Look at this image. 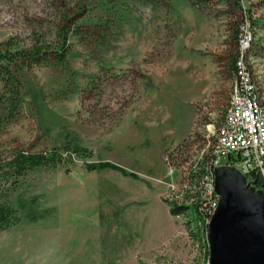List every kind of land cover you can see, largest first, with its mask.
<instances>
[{
	"label": "rangeland",
	"instance_id": "obj_1",
	"mask_svg": "<svg viewBox=\"0 0 264 264\" xmlns=\"http://www.w3.org/2000/svg\"><path fill=\"white\" fill-rule=\"evenodd\" d=\"M101 3L0 0V42L54 41L65 13L86 5L88 16L97 19ZM119 4L135 14L123 8L129 19L113 24L107 43L90 47L72 36L67 64L23 72L29 110L0 129V155L16 148L73 154L68 166L37 168L15 186H0V200H8L21 217L0 231V264L210 261L202 241L189 235L188 218L171 216L164 199L175 203L188 182L185 171L216 141L212 131L224 122L235 80L233 33L245 17L256 35L250 54L264 80V0ZM69 145L86 147L91 156L66 151ZM221 157L213 169L216 192L220 185L249 186L238 163ZM166 158L178 164L173 176ZM98 161L114 162L136 176L85 168ZM258 181L250 190L264 206V176ZM177 232L172 250L154 259Z\"/></svg>",
	"mask_w": 264,
	"mask_h": 264
},
{
	"label": "trees",
	"instance_id": "obj_2",
	"mask_svg": "<svg viewBox=\"0 0 264 264\" xmlns=\"http://www.w3.org/2000/svg\"><path fill=\"white\" fill-rule=\"evenodd\" d=\"M125 0H102V11L97 19L88 16L86 5H80L73 15L65 13L63 21L58 28L56 39L47 40L43 37H34L29 44L22 45L17 38H9L0 42V129L22 118L29 110L26 91L23 81V72L35 66H49L58 68L65 64L71 52L72 36L90 47H99L109 41L111 28L118 20L129 19L123 15V8L135 14L134 8L121 7ZM240 3L239 1L237 4ZM241 6V5H240ZM241 23L237 24L233 33L234 42L239 41ZM236 53L232 58V68L236 70ZM79 145H69L66 151L72 150L83 157L91 156V151ZM59 148L51 150H36L16 148L8 152L6 156L0 155V186L10 183L16 185L23 176L30 171L41 167L68 166L70 155L59 151ZM210 159V158H209ZM205 158L197 166L192 165L189 171L188 188L185 189L184 199L196 196L193 186L199 183L210 168V160ZM85 168L89 171L97 169H112L122 172L126 176L135 177L131 171L110 161H98L87 163ZM69 170V169H68ZM259 184V181H257ZM191 187V188H189ZM173 215L185 214L188 218L185 222L186 229L195 242L202 241L207 255L210 257L209 240L207 230V212L195 206L177 205L170 203ZM18 210L8 200H0V231L20 222Z\"/></svg>",
	"mask_w": 264,
	"mask_h": 264
},
{
	"label": "built area",
	"instance_id": "obj_3",
	"mask_svg": "<svg viewBox=\"0 0 264 264\" xmlns=\"http://www.w3.org/2000/svg\"><path fill=\"white\" fill-rule=\"evenodd\" d=\"M248 17L242 21L237 45V59L235 80L224 122L216 131V141L211 150L200 157L197 165L205 158H210V168L199 183L193 186L196 196L191 199L180 197L188 188L184 183L181 195H175V204L195 206L207 212V235L212 217L217 210L220 196L215 190L214 168L221 162V156H229V162H237L238 169L248 176L249 187L257 184L259 177L264 176V93L256 81V63L252 57L251 49L255 40V31ZM168 174H174L178 164L166 158ZM196 165V166H197ZM182 167V166H179ZM187 172V179L189 171ZM191 188V187H189ZM184 216L185 214L178 215ZM210 264V261L209 263Z\"/></svg>",
	"mask_w": 264,
	"mask_h": 264
},
{
	"label": "water",
	"instance_id": "obj_4",
	"mask_svg": "<svg viewBox=\"0 0 264 264\" xmlns=\"http://www.w3.org/2000/svg\"><path fill=\"white\" fill-rule=\"evenodd\" d=\"M247 196L240 200L242 189ZM220 205L209 226L210 264H264V206L246 182L218 187Z\"/></svg>",
	"mask_w": 264,
	"mask_h": 264
},
{
	"label": "crops",
	"instance_id": "obj_5",
	"mask_svg": "<svg viewBox=\"0 0 264 264\" xmlns=\"http://www.w3.org/2000/svg\"><path fill=\"white\" fill-rule=\"evenodd\" d=\"M254 79H256V81H257V83H258V85H259V87H260V92H262V93H264V80L262 79V77H261V75H260V71L259 70H257V68H256V74H255V78ZM169 209L168 210H170V205H169V207H168ZM170 213H171V210H170ZM171 216H175V215H173L172 213H171ZM124 220H125V223H126V225L128 226V227H130V226H132L131 224H132V222L130 223L129 222V218L127 219H125L124 218ZM179 232V231H178ZM178 232L177 233H173V235H171L169 238H168V240L167 241H165V245L164 246H162V247H160V248H158V251H157V253L154 255V259H156V258H158V256L159 255H161V254H163V256L164 255H167L168 253L167 252H170L172 249H171V245H172V243H173V241H174V237H176L175 235L176 234H178ZM49 264V263H48ZM53 264H55V263H53Z\"/></svg>",
	"mask_w": 264,
	"mask_h": 264
},
{
	"label": "bare ground",
	"instance_id": "obj_6",
	"mask_svg": "<svg viewBox=\"0 0 264 264\" xmlns=\"http://www.w3.org/2000/svg\"><path fill=\"white\" fill-rule=\"evenodd\" d=\"M242 193H243V194H246V193H247V189H246V188H243V189H242Z\"/></svg>",
	"mask_w": 264,
	"mask_h": 264
}]
</instances>
